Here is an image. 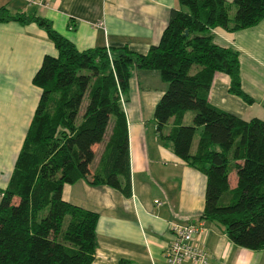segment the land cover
<instances>
[{
  "label": "trees",
  "instance_id": "1",
  "mask_svg": "<svg viewBox=\"0 0 264 264\" xmlns=\"http://www.w3.org/2000/svg\"><path fill=\"white\" fill-rule=\"evenodd\" d=\"M177 4L159 42L144 54L126 46L77 51L45 19L0 8V22L33 23L56 50L55 57L43 56L31 79L39 98L0 191V264H91L97 216L64 202L61 187L85 181L130 195L122 106L128 80L137 70L156 71L166 84L153 109L155 132L174 156L204 176L199 218L220 225L235 246L264 250V122L243 121L206 101L213 74L220 73L228 78L231 95L251 102L240 89L236 52L214 45L210 30L236 32L254 26L264 18V0ZM187 111L193 113L191 125H183ZM109 117V135L92 171V147L101 142ZM231 171L236 184L229 189Z\"/></svg>",
  "mask_w": 264,
  "mask_h": 264
},
{
  "label": "crops",
  "instance_id": "2",
  "mask_svg": "<svg viewBox=\"0 0 264 264\" xmlns=\"http://www.w3.org/2000/svg\"><path fill=\"white\" fill-rule=\"evenodd\" d=\"M0 8L9 14L33 13L45 19L77 51L126 46L144 54L157 45L169 11L178 4L177 0H0ZM210 34L214 45L236 52L240 89L251 102L231 95L228 78L214 73L207 103L243 121L255 118L264 122V18L247 29L228 32L213 28ZM43 56L55 57L56 50L35 24L0 22V191L6 187L39 98L40 91L31 79ZM165 89L158 72L152 70L134 71L128 80L122 106L129 159L128 197L85 181L61 187L64 202L97 216L91 264H117L120 260L165 264L172 225L203 228L197 243L208 254V264H264V250L235 246L220 225L199 218L204 176L174 156L155 132L153 109ZM169 128L166 124L163 131L167 133ZM107 138L92 147L96 160L92 171ZM227 180L229 189L234 188L233 171Z\"/></svg>",
  "mask_w": 264,
  "mask_h": 264
},
{
  "label": "built area",
  "instance_id": "3",
  "mask_svg": "<svg viewBox=\"0 0 264 264\" xmlns=\"http://www.w3.org/2000/svg\"><path fill=\"white\" fill-rule=\"evenodd\" d=\"M22 1L32 3L33 0ZM155 203L157 204V202ZM170 230L172 241L165 249V264H182L183 262L208 264V254L197 243L204 232L203 228L195 225H172Z\"/></svg>",
  "mask_w": 264,
  "mask_h": 264
},
{
  "label": "rangeland",
  "instance_id": "4",
  "mask_svg": "<svg viewBox=\"0 0 264 264\" xmlns=\"http://www.w3.org/2000/svg\"><path fill=\"white\" fill-rule=\"evenodd\" d=\"M233 13H234V7H232L230 9V11H229V15H228L229 19L232 18ZM191 72H192V70H191ZM85 104H86V97L84 95L83 98H82V100H81L80 107H79V113H78V116H77V122L79 121L80 113L82 112ZM192 116H193V113L191 111H187L185 113L184 118H183V125H191ZM111 122H112V118L109 117L108 124H107V127H106L105 132H104V135H103V139H106L107 138V135L109 133V128H110V123ZM199 132H200V128H197L195 130L194 134H193L192 141H191V147H190L191 150L195 147V143H196V140L198 138ZM95 162H96V160L93 159V162L91 163L90 167H93V165L95 164Z\"/></svg>",
  "mask_w": 264,
  "mask_h": 264
}]
</instances>
